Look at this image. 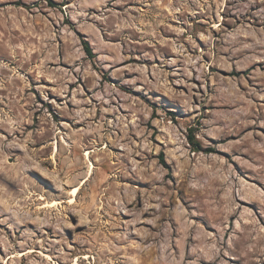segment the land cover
Here are the masks:
<instances>
[{"label":"rangeland","instance_id":"374dc122","mask_svg":"<svg viewBox=\"0 0 264 264\" xmlns=\"http://www.w3.org/2000/svg\"><path fill=\"white\" fill-rule=\"evenodd\" d=\"M0 264H264V0H0Z\"/></svg>","mask_w":264,"mask_h":264},{"label":"trees","instance_id":"16d2710c","mask_svg":"<svg viewBox=\"0 0 264 264\" xmlns=\"http://www.w3.org/2000/svg\"><path fill=\"white\" fill-rule=\"evenodd\" d=\"M86 52H87V54H88L89 57H93L94 54H93L92 50H91L89 47L86 48ZM189 139H190V143L194 146L195 151H200L201 148H200L199 143L196 141L195 136H194V135H191V136L189 137ZM161 163H162L165 167L168 168V166H167V164H166V162H165V160H164L163 158H162V162H161Z\"/></svg>","mask_w":264,"mask_h":264},{"label":"bare ground","instance_id":"6f19581e","mask_svg":"<svg viewBox=\"0 0 264 264\" xmlns=\"http://www.w3.org/2000/svg\"><path fill=\"white\" fill-rule=\"evenodd\" d=\"M77 191H78V189H75V190H74V194H75V195H76V192H77Z\"/></svg>","mask_w":264,"mask_h":264}]
</instances>
